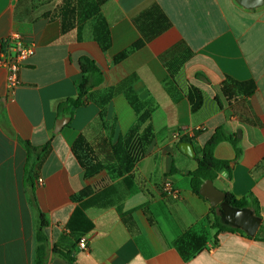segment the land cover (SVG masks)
Returning a JSON list of instances; mask_svg holds the SVG:
<instances>
[{
	"label": "crops",
	"instance_id": "1",
	"mask_svg": "<svg viewBox=\"0 0 264 264\" xmlns=\"http://www.w3.org/2000/svg\"><path fill=\"white\" fill-rule=\"evenodd\" d=\"M57 1L0 0V54L14 32L35 46L14 91L0 65V264H38L41 214L47 221L43 264H264V238L212 227L214 207L193 192L189 176L203 147L224 128L242 152L237 156L228 141L215 147L214 156L229 162L230 170L221 171L214 185L237 199L251 195L264 225V5L94 0L111 32L112 45L103 52L93 38V17L83 23L81 37L78 27L62 32ZM141 40L142 48L114 62ZM82 57L102 69L95 97L115 89L105 108V121L114 124L111 138L93 101L75 109L73 118L59 116L55 108L58 100L77 96ZM227 77L253 81L255 93L228 103L220 90ZM190 86L204 97L196 111L188 99ZM128 88L153 108L154 139L145 150L135 140L129 180L109 179L106 171L88 176L72 147L81 134L96 145L128 133L138 120L125 95ZM62 117L71 120L55 133ZM200 126L185 138L194 144L190 157L174 133ZM166 182L179 198L163 191ZM89 187L92 193L80 198ZM189 230L204 231L206 247L184 259L176 241ZM81 236L88 240V253L78 247Z\"/></svg>",
	"mask_w": 264,
	"mask_h": 264
},
{
	"label": "trees",
	"instance_id": "2",
	"mask_svg": "<svg viewBox=\"0 0 264 264\" xmlns=\"http://www.w3.org/2000/svg\"><path fill=\"white\" fill-rule=\"evenodd\" d=\"M100 1H87L84 6L80 5V0H63L57 7L56 13L61 20V30L66 33L78 27L79 37H81L82 25L90 18H94L92 28L93 38L99 45L100 49L105 52L110 49L112 45L111 32L109 25L98 9ZM144 41L134 43L130 48L124 50L114 57V62L119 63L126 59L131 53L142 48ZM82 78L76 83L77 96L75 98H66L58 100L55 108L59 114L74 117L75 109L86 106L93 101L100 107L98 114L99 121L104 129L108 131L110 138L114 131V124L105 121V108L111 101L115 94V89L110 88L105 93L95 97L93 89L99 86L103 81L102 69L98 63L89 57H82L79 61ZM220 90L228 103H234L241 97H251L256 91V84L253 81L240 82L227 77L221 84ZM126 98L129 104L134 108L138 114L137 123L128 131L125 136H120L118 140L113 143L109 138L103 142L94 145L83 134H81L75 141L72 151L85 169L88 176H94L102 171L108 172L109 175L115 176L116 179L123 178L129 180L130 175L134 169V143L138 140L140 147L145 150L152 143L154 139V130L150 122L153 108L142 102L138 95L132 88L125 91ZM188 99L191 103L192 110H198L203 104L202 92L190 86L188 92ZM147 123L143 131L140 130L142 124ZM181 140L180 142H182ZM223 141L230 142L235 148L237 156L241 155V149L238 146L239 140L233 138L224 128H218L210 140L202 149V155L198 158L197 168L189 174L191 177V187L195 194L199 195L201 185L206 181H215L219 173L223 170H230V163L224 160H219L214 156L215 147ZM93 188L84 189L79 197L88 196L92 193ZM226 200L228 204L238 209H250L255 215L260 216L258 202L249 195L248 197L237 199L233 194L227 193ZM222 210L219 207L212 208L214 221L212 227L220 231L239 232L245 235V232L230 226L224 221L223 214L219 213ZM149 220L153 223L150 213L145 210ZM47 225V221L43 214L40 215V226L37 234L39 242L38 264H43V257L46 250L47 238L43 232V228ZM257 239L264 238V225L261 227L259 233L256 235ZM205 232H196L193 230L187 231L176 241V248L184 259H190L198 254L206 247ZM65 257L72 263L74 260L65 255Z\"/></svg>",
	"mask_w": 264,
	"mask_h": 264
},
{
	"label": "water",
	"instance_id": "3",
	"mask_svg": "<svg viewBox=\"0 0 264 264\" xmlns=\"http://www.w3.org/2000/svg\"><path fill=\"white\" fill-rule=\"evenodd\" d=\"M246 8H256L264 5V0H237ZM70 117H62L56 121L55 133L60 132L69 124ZM240 137V132H239ZM179 149L190 157L195 156L194 144L191 139H184ZM200 196L207 199L212 207H219L223 212L224 221L232 227L245 232L248 237H255L262 225V218L255 215L250 209H238L228 204L227 193L218 189L214 181L204 182L199 189Z\"/></svg>",
	"mask_w": 264,
	"mask_h": 264
},
{
	"label": "built area",
	"instance_id": "4",
	"mask_svg": "<svg viewBox=\"0 0 264 264\" xmlns=\"http://www.w3.org/2000/svg\"><path fill=\"white\" fill-rule=\"evenodd\" d=\"M35 52L34 44L27 43L23 36L17 32L12 33L8 38L2 42V49L0 54V65L6 72L7 84L11 91H14L19 85V72L25 65L26 60ZM202 130V127L195 129H180L174 133L176 141L185 138H192L196 132ZM39 184L43 185L44 180L38 178ZM163 191L171 195L173 198H179V192L175 190L170 182L163 185ZM78 247L82 252L88 253V240L81 236L78 239Z\"/></svg>",
	"mask_w": 264,
	"mask_h": 264
},
{
	"label": "rangeland",
	"instance_id": "5",
	"mask_svg": "<svg viewBox=\"0 0 264 264\" xmlns=\"http://www.w3.org/2000/svg\"><path fill=\"white\" fill-rule=\"evenodd\" d=\"M62 1H63V0H58V1L56 2V4H60V3H62ZM109 179H113V180H115L116 178H115V176H111V175H110ZM219 213H220V214H223V212H220V211H219Z\"/></svg>",
	"mask_w": 264,
	"mask_h": 264
}]
</instances>
